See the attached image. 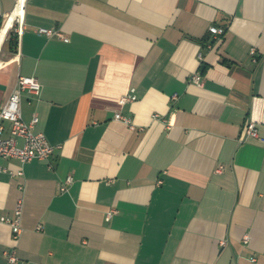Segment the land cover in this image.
Returning a JSON list of instances; mask_svg holds the SVG:
<instances>
[{"label": "crops", "instance_id": "0c3cea01", "mask_svg": "<svg viewBox=\"0 0 264 264\" xmlns=\"http://www.w3.org/2000/svg\"><path fill=\"white\" fill-rule=\"evenodd\" d=\"M22 19L0 43V107L35 78L22 119L54 151L0 158V217L23 201L0 264H264V0H28Z\"/></svg>", "mask_w": 264, "mask_h": 264}, {"label": "built area", "instance_id": "2783aa9c", "mask_svg": "<svg viewBox=\"0 0 264 264\" xmlns=\"http://www.w3.org/2000/svg\"><path fill=\"white\" fill-rule=\"evenodd\" d=\"M28 0H24V7ZM20 3L17 0L15 8ZM14 8V10H15ZM23 20V19H22ZM22 20L16 18L14 22L17 24V30L15 33L17 37L20 36L22 30ZM39 35L45 36L47 38L56 36L61 40L67 42V39L59 33L52 30H47L40 28L37 30ZM209 33L214 37V39H220L225 33V29L211 27L209 28ZM255 54L254 50H251V56ZM253 62L255 59L253 57ZM192 81L196 84L201 83L200 73L195 74L192 77ZM41 86L35 78L18 76L16 87L11 93L6 102L0 107V158L1 159H12L18 161L20 164H26L34 160L44 161L49 159L52 155L54 148L49 145L44 134L36 133L35 127L38 123V119L33 117L29 123H25L22 119L21 113V97L23 94L30 96L31 98H38L40 96ZM137 100L136 96L131 94H126L120 98L118 104L123 106L127 103H132ZM116 120H120L126 124H129V120L122 117L120 114L115 115ZM9 125L7 129L6 125ZM245 138L258 139V132L256 125L252 122H248L243 130ZM18 141L22 144L19 145ZM18 175H21L19 173ZM71 179H67L66 182L60 187V191L64 192L67 186L70 184ZM23 210V201L19 199L15 205L13 216L11 218L0 217V223L6 224L11 229L12 240L17 243L21 234V217ZM115 211H110L106 220H109ZM247 242V238L244 240ZM9 264H16L17 257L15 250L4 253Z\"/></svg>", "mask_w": 264, "mask_h": 264}, {"label": "bare ground", "instance_id": "6f19581e", "mask_svg": "<svg viewBox=\"0 0 264 264\" xmlns=\"http://www.w3.org/2000/svg\"><path fill=\"white\" fill-rule=\"evenodd\" d=\"M23 6H24V0H20V3L15 8V11L8 17V19L4 23V26H3L1 33H0V43L3 42L4 37H5L8 29L10 28L13 20H15L16 18H19V20H22Z\"/></svg>", "mask_w": 264, "mask_h": 264}, {"label": "trees", "instance_id": "16d2710c", "mask_svg": "<svg viewBox=\"0 0 264 264\" xmlns=\"http://www.w3.org/2000/svg\"><path fill=\"white\" fill-rule=\"evenodd\" d=\"M16 40H17V35L16 33H12L10 34V46H12L13 48H16Z\"/></svg>", "mask_w": 264, "mask_h": 264}, {"label": "rangeland", "instance_id": "374dc122", "mask_svg": "<svg viewBox=\"0 0 264 264\" xmlns=\"http://www.w3.org/2000/svg\"><path fill=\"white\" fill-rule=\"evenodd\" d=\"M11 30H14V26L12 27V29Z\"/></svg>", "mask_w": 264, "mask_h": 264}]
</instances>
